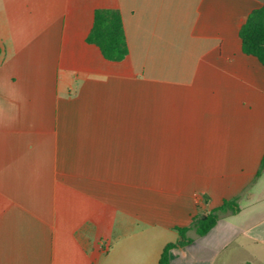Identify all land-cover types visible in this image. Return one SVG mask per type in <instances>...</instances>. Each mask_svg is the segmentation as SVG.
Instances as JSON below:
<instances>
[{
  "label": "crops",
  "instance_id": "0c3cea01",
  "mask_svg": "<svg viewBox=\"0 0 264 264\" xmlns=\"http://www.w3.org/2000/svg\"><path fill=\"white\" fill-rule=\"evenodd\" d=\"M264 0H0V264H157L176 226L264 264ZM120 11L128 52L86 41ZM250 260V261H249Z\"/></svg>",
  "mask_w": 264,
  "mask_h": 264
},
{
  "label": "trees",
  "instance_id": "16d2710c",
  "mask_svg": "<svg viewBox=\"0 0 264 264\" xmlns=\"http://www.w3.org/2000/svg\"><path fill=\"white\" fill-rule=\"evenodd\" d=\"M242 51L255 56L264 66V2L252 9L239 28ZM86 41L97 45L102 55L114 61L123 59L127 52V43L120 11L117 8H97L94 11L93 25L86 36ZM1 53V48H0ZM264 168V154L260 169ZM239 210L238 196L224 199L218 206L207 210L204 214L193 215L186 226H176L177 240L166 243L160 253L157 264H171L173 249H181L194 241L188 235L193 230L201 236L208 232L217 220L228 213Z\"/></svg>",
  "mask_w": 264,
  "mask_h": 264
},
{
  "label": "rangeland",
  "instance_id": "374dc122",
  "mask_svg": "<svg viewBox=\"0 0 264 264\" xmlns=\"http://www.w3.org/2000/svg\"><path fill=\"white\" fill-rule=\"evenodd\" d=\"M192 238L195 235L190 234ZM247 250L229 247L223 253L211 255V253L201 244L195 242L185 250L175 251L173 264H245L249 258ZM250 261V260H249ZM250 264H263L261 262L250 261Z\"/></svg>",
  "mask_w": 264,
  "mask_h": 264
}]
</instances>
